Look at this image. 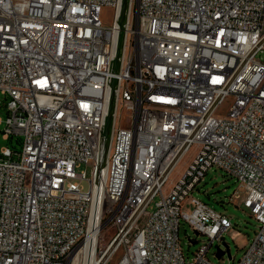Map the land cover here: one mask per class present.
Instances as JSON below:
<instances>
[{
    "label": "built area",
    "instance_id": "obj_1",
    "mask_svg": "<svg viewBox=\"0 0 264 264\" xmlns=\"http://www.w3.org/2000/svg\"><path fill=\"white\" fill-rule=\"evenodd\" d=\"M0 106V264H215L212 168L259 222L236 264H264V0H0Z\"/></svg>",
    "mask_w": 264,
    "mask_h": 264
},
{
    "label": "rangeland",
    "instance_id": "obj_2",
    "mask_svg": "<svg viewBox=\"0 0 264 264\" xmlns=\"http://www.w3.org/2000/svg\"><path fill=\"white\" fill-rule=\"evenodd\" d=\"M136 0H133V11L135 12ZM112 9L108 6L103 8L102 21L105 25L112 23ZM232 98H228L220 111L228 110ZM0 149L4 146L20 147L16 139L4 138L3 130L7 119V110L5 106H0ZM192 153V151H191ZM187 155L184 160L175 168L173 178L176 179L190 160V155ZM80 170H85L87 177L91 176V167L83 164ZM84 189L89 188L87 180L82 181ZM192 196L208 203L216 211L226 214L231 220L232 227L223 234L224 238L221 241H215L209 250V258L215 264H236L243 256L247 245L255 238L259 228V222L252 215L251 209L246 206L245 192L240 187V182L229 176L225 171L212 168L209 170L204 179L196 185ZM160 196H156L148 207L149 210L155 208V202ZM116 230V226L112 223H106L102 231V242L106 243L112 237ZM180 244L187 256L192 257L199 247L207 240L203 235H198L195 230L185 221H181L179 231ZM195 241V242H194ZM223 251L219 257L218 251ZM118 258V255L116 256ZM74 264H81V261L75 258Z\"/></svg>",
    "mask_w": 264,
    "mask_h": 264
},
{
    "label": "water",
    "instance_id": "obj_3",
    "mask_svg": "<svg viewBox=\"0 0 264 264\" xmlns=\"http://www.w3.org/2000/svg\"><path fill=\"white\" fill-rule=\"evenodd\" d=\"M223 254V251L219 250L217 255L220 257Z\"/></svg>",
    "mask_w": 264,
    "mask_h": 264
},
{
    "label": "bare ground",
    "instance_id": "obj_4",
    "mask_svg": "<svg viewBox=\"0 0 264 264\" xmlns=\"http://www.w3.org/2000/svg\"><path fill=\"white\" fill-rule=\"evenodd\" d=\"M81 264H84V262L81 261Z\"/></svg>",
    "mask_w": 264,
    "mask_h": 264
}]
</instances>
